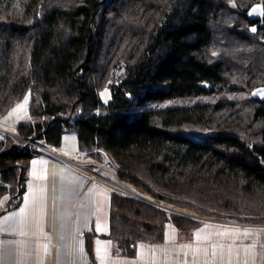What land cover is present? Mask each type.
<instances>
[{"label":"trees","instance_id":"trees-1","mask_svg":"<svg viewBox=\"0 0 264 264\" xmlns=\"http://www.w3.org/2000/svg\"><path fill=\"white\" fill-rule=\"evenodd\" d=\"M255 2L264 5L0 0V116L28 95L31 120L16 134L51 148L73 129L79 151L99 162L109 154L116 176L149 200L110 191L100 236L113 253L133 258L170 225L264 223V106L250 94L264 85V17L247 14ZM211 93L222 98L164 105ZM39 151L0 136V198L12 196L11 207L24 191L23 166L16 195V161Z\"/></svg>","mask_w":264,"mask_h":264},{"label":"crops","instance_id":"crops-1","mask_svg":"<svg viewBox=\"0 0 264 264\" xmlns=\"http://www.w3.org/2000/svg\"><path fill=\"white\" fill-rule=\"evenodd\" d=\"M19 110L16 105L3 119L15 120ZM67 138L74 142L76 139L70 135ZM67 138L63 142L65 154H81L76 142L72 146ZM44 149L25 164L19 160L25 167L19 203L8 207L13 199L8 193L0 198V264H75V205L88 186L93 190L82 209L83 224L90 222L96 229L90 241L91 250H87L86 241L83 246L86 264H264V223L232 219L206 218L189 233L170 225L162 243L137 246L133 258L113 253L112 242L100 236L108 232L110 191L88 182L86 176L61 159L89 164L86 159L92 157L87 154L75 159L54 149ZM33 161L37 163L33 165ZM33 173L45 178L36 179ZM5 217L11 219L6 221Z\"/></svg>","mask_w":264,"mask_h":264},{"label":"rangeland","instance_id":"rangeland-1","mask_svg":"<svg viewBox=\"0 0 264 264\" xmlns=\"http://www.w3.org/2000/svg\"><path fill=\"white\" fill-rule=\"evenodd\" d=\"M103 93V95H101ZM25 97H27V103L25 104ZM23 99H21L19 102H16L12 108H14L16 105H24V107L22 108H17L20 112L17 113V117L15 120H11L8 118L3 119L8 112L12 109H10L5 115L0 116V136H7L9 135L17 144L19 145H23V146H29L30 148H38L40 151H45V147L48 149H54L57 152L62 153L65 156H72L75 159L80 158L81 156H85L87 155L86 152L84 151H80L81 154L78 155H69V154H65V149H63L64 147V141L66 140L67 136H72L73 139L76 138V132L73 129H66L63 132L62 135V143L56 147H48V146H44L43 144H41V142L39 140H34L33 144L32 143H28L27 145H24V138L26 137H30V136H20L18 134L15 133V128L19 123H24L28 120H31V117L29 115V97L28 95H26ZM222 98L218 93H211V94H207L204 96H200V97H193V98H186V97H180V98H174V99H170L168 101L164 102V105H168V104H180V103H187V102H194V101H198V100H217ZM100 99L103 103H107L110 99V90L109 88L106 86L104 88H102L100 90ZM156 105V104H154ZM19 120V121H18ZM22 121V122H20ZM73 142L70 143L69 141ZM76 142V139H75ZM75 142L73 140H70L67 138V143H69L70 145L73 146V144L75 145ZM68 144V145H69ZM74 151V148H73ZM64 162H68V164H71L72 166H74L76 168V171L80 172L83 176H86L88 182H92L94 184H98L101 186H104L105 188H107V190L109 191H115V192H119L122 194H127V195H131V196H135L134 194H132V192L125 190L124 186L129 187L131 190H133L134 192L140 194L141 196L145 197L142 193L141 190H136L134 189L131 184L128 181L122 180L120 178H118L116 176L115 173V168H117L115 162L112 160V158L109 156V154L106 153L105 156V160L103 162H99L98 160L95 161L94 158H89L86 159L87 163L89 162V164H84L78 161H70L67 160L66 158H61ZM20 162V161H19ZM88 166H92V170H88L86 167ZM97 175L96 178H93V175ZM89 184V183H88ZM119 186V187H118ZM93 187H86V189H84L81 194L78 197V200L76 202L75 205V216H76V223L74 224V229H73V233H72V247L74 249V256H75V264H86V262H84L83 260V255L84 253L82 252L83 250V246L84 243L86 241V243H88V241H90V239H92L93 237V233L95 232V226H92V224L90 222H87L83 224V219L82 218V209L85 206L86 202H88L89 196H90V192L93 190ZM137 197V196H135ZM139 198V197H137ZM142 199V198H140ZM151 200V198H148ZM143 200H147L146 198ZM149 201V200H147ZM88 207V205H87ZM200 219L206 218V217H199ZM208 219V218H207ZM86 231V232H84ZM143 243H145V245L149 243L146 242H139L137 243V246L140 245H144ZM159 244V243H157ZM153 245V244H151ZM136 246V248H137ZM85 258L86 255H85ZM88 261V259H87Z\"/></svg>","mask_w":264,"mask_h":264},{"label":"water","instance_id":"water-1","mask_svg":"<svg viewBox=\"0 0 264 264\" xmlns=\"http://www.w3.org/2000/svg\"><path fill=\"white\" fill-rule=\"evenodd\" d=\"M253 9H256V11H253ZM247 14H248L249 18L252 20H259V19L263 18L264 17V5L260 2L253 3L248 8ZM250 94H251L252 98H255V99L263 102V106H264V85L254 87L251 90ZM30 139L35 140L34 138H30ZM16 164H18L21 168L20 173H19V178H18V192L16 194V195H18L20 192V182H21V178H22L23 165L19 161H16ZM135 194L139 198L145 199V197L141 196L140 194H137V193H135ZM8 207H10V205H8Z\"/></svg>","mask_w":264,"mask_h":264},{"label":"snow or ice","instance_id":"snow-or-ice-1","mask_svg":"<svg viewBox=\"0 0 264 264\" xmlns=\"http://www.w3.org/2000/svg\"><path fill=\"white\" fill-rule=\"evenodd\" d=\"M253 11H256V9H253ZM253 31H255V29H253ZM101 95H103V93L101 94ZM27 103V97H25V104ZM22 107H24V105H17V108H22ZM16 109H14L13 111H15ZM11 115V114H10ZM37 162L36 161H33V165H35ZM46 163V162H45ZM33 176H35L36 177V179H40V180H42V179H44L45 177H43V176H36V173H33ZM30 191H31V189H30ZM28 196L26 195L25 196V200L27 201L28 200ZM6 199V198H5ZM24 211V209H21V212H23ZM8 219H11V217H5V220L7 221ZM199 238V237H198ZM205 239H207V237H205ZM100 250L99 249H97V252H99Z\"/></svg>","mask_w":264,"mask_h":264},{"label":"built area","instance_id":"built-area-1","mask_svg":"<svg viewBox=\"0 0 264 264\" xmlns=\"http://www.w3.org/2000/svg\"><path fill=\"white\" fill-rule=\"evenodd\" d=\"M33 142H34V140H31L29 137L24 138V145H27L28 143H32V144H33ZM92 177H93V178H96L97 175L95 174V175H93ZM118 187H119V186H118ZM124 188H125V190H128V191L132 192V194H134L135 196H137V195L135 194L136 192H133L129 187L124 186ZM137 194H138V193H137ZM137 197H138V196H137ZM241 226H244V224H241Z\"/></svg>","mask_w":264,"mask_h":264},{"label":"bare ground","instance_id":"bare-ground-1","mask_svg":"<svg viewBox=\"0 0 264 264\" xmlns=\"http://www.w3.org/2000/svg\"><path fill=\"white\" fill-rule=\"evenodd\" d=\"M133 191V190H132ZM134 192V191H133Z\"/></svg>","mask_w":264,"mask_h":264}]
</instances>
